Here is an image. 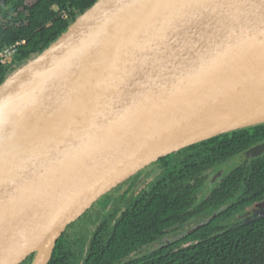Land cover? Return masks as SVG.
Segmentation results:
<instances>
[{
	"label": "water",
	"instance_id": "1",
	"mask_svg": "<svg viewBox=\"0 0 264 264\" xmlns=\"http://www.w3.org/2000/svg\"><path fill=\"white\" fill-rule=\"evenodd\" d=\"M261 123L264 0H95L0 83V264H47L141 169Z\"/></svg>",
	"mask_w": 264,
	"mask_h": 264
},
{
	"label": "trees",
	"instance_id": "2",
	"mask_svg": "<svg viewBox=\"0 0 264 264\" xmlns=\"http://www.w3.org/2000/svg\"><path fill=\"white\" fill-rule=\"evenodd\" d=\"M94 1L0 0V52L23 41L9 63L0 61V83L44 50ZM261 140L264 123L188 146L195 151L179 160L161 157L164 172L148 182L147 190L134 194L117 216L115 209L98 223L80 263L64 231L47 264H264V213L249 222L220 225L221 218L264 197V155L237 162L198 201L209 172ZM214 210L217 215L192 233L169 243L160 240L174 225ZM32 258L30 254L20 264H30Z\"/></svg>",
	"mask_w": 264,
	"mask_h": 264
},
{
	"label": "flooded vegetation",
	"instance_id": "3",
	"mask_svg": "<svg viewBox=\"0 0 264 264\" xmlns=\"http://www.w3.org/2000/svg\"><path fill=\"white\" fill-rule=\"evenodd\" d=\"M250 127L251 126L245 127V128H250ZM251 135H254L253 131H250V136ZM263 142H264V140L255 142L254 144L248 146L246 149L241 151L235 158L228 159L227 161H225L220 168H217L213 172H209L208 171L209 173H208V176H207L206 181L204 183V186L202 188L201 196H199V198H198L199 199L198 201H201V199L203 198L202 196H205V195H202V194H206L207 189H209L211 186L215 185L217 183V181L219 179H221V177H223L225 172L228 169H230L231 167H233L235 164H237V162H246V161H249L251 159L258 158V157L264 155V153H262L261 155L256 156V157L245 158L243 160L241 159V154L244 151H246L247 149L251 148L252 146H255V145L263 143ZM193 151H195V150L194 149H188V147H186L184 149H181L179 151H176V152H173V153L169 154L170 155V159L172 161L179 160V159L184 158L185 156L189 155ZM169 155H167V156H169ZM158 162L161 164V167L163 169L162 172H161V174H162L164 172V170H165V165H164V163L162 161H160V158L158 160H156L155 162H153L152 164L158 163ZM152 164H150L149 166L141 169L136 174H134L131 177H129L128 179H126V180L130 181V185L128 187V191H133V193L130 194V196H129L130 198L134 194H136L141 188H144L145 190L148 189L147 188L148 182H150L151 180L147 181L146 184L138 186L136 184L137 178H135V175L138 177L141 174L140 173L141 171H146L147 169H149V167H151ZM219 171H220L219 176L215 180H212L213 176L215 174H217ZM224 201L226 202V200H224ZM224 208H225V205H221L219 207V210H223ZM217 212H218V210H214L209 215L197 216V217L191 218L187 223L174 225L172 227V230L169 231L166 234V236H164L160 240H163V241L169 243L171 241L170 239H172V238H174V239L180 238V237H182L183 235L186 234V231L188 229H190V228L194 227L195 225L203 222L204 220L209 221L208 219L210 217H211V219L214 218L217 215ZM263 213H264V197L262 199H260V200H256V201H252L250 203H247L246 205L241 207L237 212H234L231 215L229 214V215H226L224 218H221L220 225L229 227V226H233V225H238V224H241V223L249 222V221H252L253 219L257 218L260 214H263ZM213 214H215V215L213 216Z\"/></svg>",
	"mask_w": 264,
	"mask_h": 264
},
{
	"label": "rangeland",
	"instance_id": "4",
	"mask_svg": "<svg viewBox=\"0 0 264 264\" xmlns=\"http://www.w3.org/2000/svg\"><path fill=\"white\" fill-rule=\"evenodd\" d=\"M162 170L159 162L152 164L149 169L140 172L141 174L137 177L136 184L138 186L146 184L147 181L160 176ZM129 185V180L120 183L99 197L79 218L67 226L65 230L67 234L63 233L65 235L64 239L69 241V247L75 248L74 250H76V254L79 257V263L86 252L90 237L98 223L109 217L115 209L118 212L116 213L117 216L126 207L130 199L129 196L133 193V191H128ZM125 193L127 194V200L124 196Z\"/></svg>",
	"mask_w": 264,
	"mask_h": 264
},
{
	"label": "built area",
	"instance_id": "5",
	"mask_svg": "<svg viewBox=\"0 0 264 264\" xmlns=\"http://www.w3.org/2000/svg\"><path fill=\"white\" fill-rule=\"evenodd\" d=\"M19 43H23V41L21 42H16L14 45L8 46L6 48H4L1 52H0V61L4 64L9 63L12 59L13 54L16 51V46Z\"/></svg>",
	"mask_w": 264,
	"mask_h": 264
}]
</instances>
